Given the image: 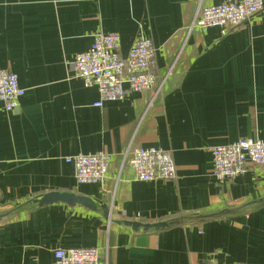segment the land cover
<instances>
[{
	"label": "crops",
	"instance_id": "0c3cea01",
	"mask_svg": "<svg viewBox=\"0 0 264 264\" xmlns=\"http://www.w3.org/2000/svg\"><path fill=\"white\" fill-rule=\"evenodd\" d=\"M226 0H0V70L24 96L0 103V213L50 192L74 193L143 224L216 213L264 197V166L217 184L214 147L264 141V9L221 36L187 28L199 4ZM264 4V0H262ZM115 33L122 58L139 37L155 46L151 92L99 100L70 76L96 34ZM171 153L172 180L141 182L132 148ZM106 153L103 184L78 185L66 157ZM96 248L100 264H264V206L243 214L134 233L100 213L56 203L0 219V264H52L56 249Z\"/></svg>",
	"mask_w": 264,
	"mask_h": 264
},
{
	"label": "built area",
	"instance_id": "2783aa9c",
	"mask_svg": "<svg viewBox=\"0 0 264 264\" xmlns=\"http://www.w3.org/2000/svg\"><path fill=\"white\" fill-rule=\"evenodd\" d=\"M263 9L262 0H226L218 5L199 4L187 28V35L193 30L204 33L208 29L218 28L221 36H225ZM155 54L152 41L139 37L132 43L127 56L122 58L117 34H96L90 47L75 56L70 76L79 79L85 88L96 89L99 97L93 105L96 108H101L104 102L123 99L127 90L151 92L149 105L163 84L154 73ZM24 93L14 73L0 70V103L6 112L17 107ZM211 155L212 177L219 185L243 172L248 165L264 166V141L239 139L230 145L214 147ZM126 157L137 181L175 178V165L168 151L139 147L130 149L123 161ZM65 162L73 166L78 185L103 184L112 165L110 155L102 152L66 157ZM52 254V264H100V252L96 248L56 249Z\"/></svg>",
	"mask_w": 264,
	"mask_h": 264
},
{
	"label": "water",
	"instance_id": "95a60500",
	"mask_svg": "<svg viewBox=\"0 0 264 264\" xmlns=\"http://www.w3.org/2000/svg\"><path fill=\"white\" fill-rule=\"evenodd\" d=\"M56 203H62L67 207H74L75 205L83 207L90 211L100 213L109 224L111 223L119 227L129 228L134 233H138L140 231L145 233L149 231H162L174 226H179L187 223L203 222L207 220L231 217L253 211L264 206V197L254 201H250L237 207L225 208L216 213L187 215L164 222L143 224L136 221L123 220L117 215H112L109 211L99 209L94 201L87 197L79 196L74 193L50 192L43 194L38 198L27 201L26 203L14 207L13 209H10L6 212L0 213V219L12 217L29 206L44 207Z\"/></svg>",
	"mask_w": 264,
	"mask_h": 264
}]
</instances>
